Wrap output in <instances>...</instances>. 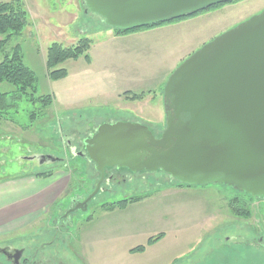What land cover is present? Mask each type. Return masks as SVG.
Listing matches in <instances>:
<instances>
[{"label": "rangeland", "instance_id": "1", "mask_svg": "<svg viewBox=\"0 0 264 264\" xmlns=\"http://www.w3.org/2000/svg\"><path fill=\"white\" fill-rule=\"evenodd\" d=\"M7 1L10 0H0ZM22 1L29 22L21 34L10 38L0 52V61L20 44L24 63L37 76L36 96L50 95L53 105L42 107L41 102L22 97L16 98L15 107L3 111L0 183L25 173H44L58 168L72 170L74 179L68 196L58 200L53 219L49 218L50 212H46L27 226L9 229L0 224V248L25 247L27 253L36 248L47 253L55 248L66 264H264V257L257 250L249 254L235 242L228 244L232 235L243 233L249 238L247 226L258 222L259 214L264 223V199L248 204L235 188L221 183L178 187L175 179L163 172L154 173L151 182L138 174L133 180L126 177L125 182L112 190H102L93 197L88 209H77L71 215L73 225L69 230L56 232L53 224L76 195L89 196L94 190L95 179L86 177L87 173L94 172L93 165L88 164L83 150L81 155H73L67 145H77L88 127L103 122L122 119L146 122L155 132L164 127L166 120L160 122L157 116L165 99L161 91L170 76L204 44L262 13L264 0L227 2L198 16L115 39L110 38L114 30L106 26L99 15L87 11L82 0ZM84 37L96 44L93 50L97 64L91 67L87 62L64 61L61 67L68 68V77L51 80L46 64L50 45L57 42L72 46ZM0 91L17 94V88L9 83H0ZM141 92L146 94L143 99L129 97ZM34 112L38 113L36 118H32ZM43 155L57 159L44 163L31 160L33 156ZM145 191H157L158 195L153 197L154 208L165 211V207L171 205L172 223L168 222L160 228L162 231L158 229L152 234L166 232L157 246L144 254L128 255L129 247L149 245L141 229L147 230L156 222L135 220L134 212L105 213L104 207ZM236 198L237 204L234 203ZM244 208L251 210V220L235 214V210ZM136 215L151 218L152 214L145 209ZM109 233L120 235L110 236ZM135 233L139 237H133ZM251 257L254 260L250 262ZM0 264H5L2 254Z\"/></svg>", "mask_w": 264, "mask_h": 264}, {"label": "water", "instance_id": "2", "mask_svg": "<svg viewBox=\"0 0 264 264\" xmlns=\"http://www.w3.org/2000/svg\"><path fill=\"white\" fill-rule=\"evenodd\" d=\"M233 0H82L106 26L135 29ZM160 136L145 122H103L87 138V157L105 168L161 171L180 184L221 183L264 199V11L204 44L164 88ZM78 154L81 155V152ZM85 155V154H84ZM40 163L52 156H33ZM100 184V183H99ZM97 189L82 204L99 192ZM9 248H0L8 254Z\"/></svg>", "mask_w": 264, "mask_h": 264}, {"label": "trees", "instance_id": "3", "mask_svg": "<svg viewBox=\"0 0 264 264\" xmlns=\"http://www.w3.org/2000/svg\"><path fill=\"white\" fill-rule=\"evenodd\" d=\"M236 1V0H233ZM227 3H221L209 6L204 10L198 11V13H191L185 17L178 18L175 20H169L162 22L153 23L151 26L135 28L130 30L125 29H114L115 35H126L132 32H138L143 29H152L153 27L164 26L165 24L176 23L177 21L185 20L189 17L198 16V14L209 12L216 8L221 7ZM86 8V6H85ZM29 22L28 11L24 6L22 0H10L7 2H0V52L8 45L10 38L15 34H21L24 31L27 23ZM93 44V40L84 37L79 40L76 44L72 46H64L63 44L54 42L50 45L47 52L46 64L49 78L52 80H60L63 77H66L67 69L61 67L62 63L67 60H74L84 56L89 60V49ZM37 76H35L34 70L27 64L24 63V53H22V47L20 44H17L11 53L6 54L4 59L0 61V83H9L14 85L17 88V94H9L8 92L0 91V117L2 116L3 111L11 107H15L16 98L20 99L22 97H27L28 100L33 102H41L42 107H49L53 105V98L50 95H41L36 96L37 93ZM146 94L144 93H133L131 99H143ZM9 98H12L9 100ZM38 113H32V118H36ZM85 170H88L87 168ZM75 171V170H73ZM77 171V170H76ZM54 171H47L44 173L35 172L37 176H51ZM175 185L178 187H193L187 184H180L175 180ZM152 193L151 191H145L137 196H128L123 200L115 201L114 203H108L105 206L107 208L114 209V207L125 208L129 203L137 202V200L143 199L148 194ZM238 198L234 200V203L237 204ZM233 203V202H232ZM240 206V205H238ZM238 208V207H236ZM234 211V210H233ZM237 216L248 217L251 214V210L247 209H237L234 211ZM164 236V233L150 236L147 243L151 245L152 243L157 242ZM147 245H139L138 247L132 249V251L139 252L143 251Z\"/></svg>", "mask_w": 264, "mask_h": 264}, {"label": "crops", "instance_id": "4", "mask_svg": "<svg viewBox=\"0 0 264 264\" xmlns=\"http://www.w3.org/2000/svg\"><path fill=\"white\" fill-rule=\"evenodd\" d=\"M120 36L122 37L125 35L115 36L114 34L113 35L111 34L110 38L112 37L115 39V38H119ZM95 45L96 44L93 43V45L91 46V49H90L91 59L89 62L84 57L79 58V59H74L73 62L74 61L75 62L78 61L77 63L87 62L88 66H91V67L95 66L94 64L95 63L97 64L98 62L97 60L95 61V58H94L95 51L93 50V48L95 47ZM101 46L103 47L104 45L102 44ZM99 66L102 67L104 65H99ZM66 69L68 70V68ZM163 91L164 89L161 91V94L164 97ZM163 100H164V103L161 106V113L159 114V116H157L158 114L156 115L157 119L160 122H163L164 120H166V117H167L166 116L167 106L165 104L164 98ZM63 160L66 161L65 158H63ZM64 161L63 163L64 165H66ZM73 174L74 173L70 169L66 171V170H62L58 168V169H55L54 173L51 176L41 177V176L35 175V173L33 174L25 173L21 176L19 175L18 177L9 179L8 181L1 182L0 183V224L7 225L9 229L19 228L21 226H27V224H30L33 222L34 218L42 214L44 215L46 214V212L47 213L50 212V214L48 215H49V218L51 219L52 216L56 215L54 211L56 212L57 208L59 207L57 206L58 200L61 197L68 196L67 194H68V191L70 190L69 188L70 184L72 180L74 179ZM158 191L160 193L163 190H158ZM157 195H158L157 191L152 192L148 194V196H146L145 198L137 200V202L128 204L125 208L114 207V209H111V208L109 209L107 207H104V211L105 213H111V214L125 213V212L133 213L134 212L133 217H135V220L149 221L150 219V221H155L156 223L153 225H150V228H148L147 230L141 229V234L144 236L146 235L149 239L150 236H154L152 234H154L155 231H157L158 229L161 230L162 226L166 225L168 222L172 223V219L170 218H173L171 217L172 212H173V208H170L171 205H169L168 207H165L167 208L165 211L164 209H161V208L160 209L154 208L156 202H154L155 200L153 199ZM144 207L146 210H148L150 214H152L150 215L151 218L150 217L148 218L145 215H136L139 211L144 212L145 210ZM118 210H121V211L119 212ZM140 218L142 220H140ZM102 222L103 224L106 223L105 220ZM158 224L160 227H158ZM162 233L166 234V232H162ZM109 234L110 236L120 235V234L115 235L111 233ZM136 236L139 237V234L135 233V235H133V237H136ZM164 237L165 235L162 237V239ZM162 239H160L159 241L155 243H152L151 245H148L146 247L147 249L145 248L143 251H139L137 253L135 251H131L133 247H129L127 249V253L128 255H137L138 253L144 254L151 247L157 246L159 242L162 241Z\"/></svg>", "mask_w": 264, "mask_h": 264}, {"label": "flooded vegetation", "instance_id": "5", "mask_svg": "<svg viewBox=\"0 0 264 264\" xmlns=\"http://www.w3.org/2000/svg\"><path fill=\"white\" fill-rule=\"evenodd\" d=\"M243 22H241V23H243ZM99 124H101V123H99ZM99 124L98 125L94 124L93 127H88L85 130L86 132L84 133V135L83 136L80 135L81 138L78 139L77 145L72 146V145L68 144L67 150L71 154L77 155V156L80 155L78 153L80 151L82 152V150L86 154V144L84 141L87 138H89L90 136H92L93 133H95L97 131L96 128L99 126ZM154 133H155L156 137L160 136V129L159 130L157 129V131L156 132L154 131ZM87 160H88V164L91 163V165H93V168H94L93 173H90V174L87 173L86 174V177L89 180L91 178L95 179L93 192L97 189L96 187H97V184H99V183H100L99 184V192H101L102 190H112V189H114V186L121 185L122 182L126 181V177L131 178L129 180H133V178H136V176L138 174H143L145 180L151 182L152 179L154 178V173L161 172L160 170L157 172H149V171L146 172L145 170H143V171H137L136 173H134L128 168H125V167L124 168H118L117 166H113V167H106L104 177H102L101 173L96 171V169H95L96 165H94V163L88 157H87ZM86 168L89 170L88 167H86ZM88 170H86V171H88ZM239 193H241V195L244 197V199L246 200V202L248 204L253 203V201L258 202V200H259V198L251 197L246 193H243V192H239ZM83 196L84 195H82L81 193L76 195L74 198V201L72 203H70L68 209L66 211H62L63 213L61 215L57 216L56 219H54L53 224L54 223L56 224V226H55L56 232H58L59 230H65L66 231V230L71 229L72 225H73L70 222L71 215L76 213L78 210L80 211L81 209H84V210L88 209L89 205H90V203H91V201L95 195L86 204H82V203L85 202L89 196H84V197ZM233 216H235V215L233 214ZM53 218H54V216H52L51 219H53ZM252 218L253 217L250 215V218H246V219L251 220ZM258 219H260V220H258V222L254 223V224H249L247 226L248 227L247 229L250 232L249 238H247V236L245 234L239 233V234H236L235 236L232 235L231 238L228 239V240H231V242H228V244L235 242L237 244L238 248L244 249L246 251L245 253L253 254L254 251L257 250V252H259L260 255L264 257V223L261 221L262 218H261L260 214L258 216ZM38 247H40V246H38ZM134 248H136V247H133L132 249H134ZM132 249H131V251H132ZM9 250L10 251L8 254H2L5 264H66L65 261L60 258V256L56 252L55 248H53V250H51V251H47V253L44 250L41 251V249H39V248H36V250L32 251L31 253H27L25 247H19V248L11 247V248H9ZM251 252H253V253H251ZM246 257H247V255L244 256V258H246ZM252 257H253V255H252ZM252 257L250 259V262L252 259L254 260V258H252Z\"/></svg>", "mask_w": 264, "mask_h": 264}]
</instances>
